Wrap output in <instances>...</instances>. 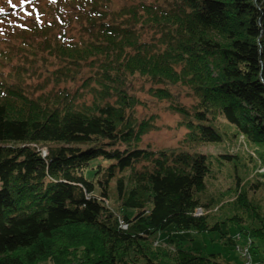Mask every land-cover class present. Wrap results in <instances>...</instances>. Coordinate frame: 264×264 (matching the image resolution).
Segmentation results:
<instances>
[{
  "label": "trees",
  "instance_id": "trees-1",
  "mask_svg": "<svg viewBox=\"0 0 264 264\" xmlns=\"http://www.w3.org/2000/svg\"><path fill=\"white\" fill-rule=\"evenodd\" d=\"M110 2L53 0L55 22L33 21L12 35L31 42L33 57L64 63L51 72L54 83L76 80L85 66L91 75L83 83L88 101L82 93L34 97L21 78L9 84L0 76V264H229L195 249L176 246L170 255L152 248L160 233L174 243L171 230H211L205 216H193L207 208L197 195L211 172L206 155L138 147L155 126L132 116L141 102L130 83L144 79L158 101L173 99L159 85L189 89L191 110L170 105L183 118V144L220 142L207 123L223 118L264 145V0H140L116 10ZM65 9L86 37L79 44L64 43L63 31L48 38L64 26ZM146 30L151 42L142 39ZM0 55L1 68L10 54ZM92 161L109 165L91 168ZM111 180L119 206L135 211L131 217L108 211ZM239 234L264 244V222Z\"/></svg>",
  "mask_w": 264,
  "mask_h": 264
},
{
  "label": "rangeland",
  "instance_id": "rangeland-1",
  "mask_svg": "<svg viewBox=\"0 0 264 264\" xmlns=\"http://www.w3.org/2000/svg\"><path fill=\"white\" fill-rule=\"evenodd\" d=\"M53 0H0V51L2 54L9 53L0 68V76L9 84L16 83L21 78L23 89L33 93L34 97L40 94H63L64 92L74 94L82 93L83 99L88 101L83 83L91 75L90 69L85 66L76 75V80H65L54 83L51 72L64 66L59 60L49 58L43 54L46 61H41L40 56L36 58L29 54L30 41L23 43L22 40H13L12 35L19 29L31 25L33 21L40 23L55 22L57 16L51 9ZM140 0H111L109 9L116 10L122 6L138 3ZM151 1V0H148ZM64 15V26L56 28L48 35L57 37L60 31L64 32V43H80L85 36L80 33V26L76 14L69 13L68 9ZM68 12V13H67ZM152 30H146L142 39L151 42ZM158 35H156V38ZM40 40V39H36ZM56 40L53 39V41ZM152 40V39H151ZM13 46L11 50H8ZM16 47H20L18 50ZM42 55V54H41ZM3 58V55H0ZM9 59V61H7ZM24 68L26 71L24 72ZM21 73L22 75L18 74ZM20 75V76H18ZM0 78V79H1ZM158 88H166L171 93L172 101H158L147 92L151 87L148 82L138 76L132 78L130 91L141 102L135 107L132 116L136 121L149 120L155 126V130L141 138L138 144L140 149L153 151L172 150L197 152L208 157L211 175L205 180V190L197 195L202 205H207L204 211L206 222L210 231L202 233H175L169 232L174 243L167 242V234L160 233L154 238L159 244L153 246L156 249H165L173 255L176 246L182 249H195L202 255L215 254L220 261L229 264H240V258L233 250L232 245L225 244L226 239L249 238L253 241L251 247L264 251V244L249 236L239 234L241 229H251L261 226L264 222V187L261 175H264V145H254L241 135L235 128L217 118L207 125L213 127L220 135L221 141L213 144L186 145L182 143L186 130L177 128V123L183 121L181 115L170 109V105H180L188 110L196 104V99L189 89L181 84L159 85ZM41 88V89H39ZM83 99L77 102L83 101ZM83 147V146H82ZM44 150V149H43ZM43 157V151L39 153ZM231 156L226 160L220 156ZM101 165V166H100ZM109 163L92 161L91 168L107 167ZM136 166V169L140 168ZM102 171V170H101ZM115 181L111 180L108 186L107 209L112 215L125 214L134 215V210H126L119 206L114 192ZM98 193V188L94 191ZM243 195V197L241 196ZM242 200L239 201V199ZM234 216L240 222L234 220ZM216 226V228H214ZM214 228V229H212ZM38 264H51V262H40Z\"/></svg>",
  "mask_w": 264,
  "mask_h": 264
},
{
  "label": "built area",
  "instance_id": "built-area-1",
  "mask_svg": "<svg viewBox=\"0 0 264 264\" xmlns=\"http://www.w3.org/2000/svg\"><path fill=\"white\" fill-rule=\"evenodd\" d=\"M43 151V157L46 155L45 150L42 148H37V151L40 153ZM204 211L201 208H196L193 212V216L201 217L204 216ZM118 227L121 230H126L128 225L123 223L119 218L117 220ZM159 244L158 240H153V246H157ZM253 241L248 237L241 239L239 235H236V238H233V250L236 254H238L241 263L240 264H264V251L261 249H257V251L253 250L251 247ZM160 245V244H159Z\"/></svg>",
  "mask_w": 264,
  "mask_h": 264
}]
</instances>
